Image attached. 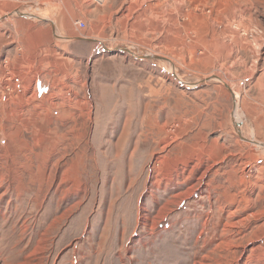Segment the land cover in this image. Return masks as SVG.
I'll return each mask as SVG.
<instances>
[{
  "label": "rangeland",
  "instance_id": "rangeland-1",
  "mask_svg": "<svg viewBox=\"0 0 264 264\" xmlns=\"http://www.w3.org/2000/svg\"><path fill=\"white\" fill-rule=\"evenodd\" d=\"M14 9L99 43L52 120L0 124V264H264V147L224 86L264 144V0H0L10 40Z\"/></svg>",
  "mask_w": 264,
  "mask_h": 264
},
{
  "label": "crops",
  "instance_id": "crops-1",
  "mask_svg": "<svg viewBox=\"0 0 264 264\" xmlns=\"http://www.w3.org/2000/svg\"><path fill=\"white\" fill-rule=\"evenodd\" d=\"M53 19L57 34L71 39L74 31L73 25H71L73 19L69 20L66 16ZM3 24L11 27L7 29L4 26L7 31H10L12 39H6L0 32V79H6L7 74L11 75L13 77L11 81L13 80L14 83L11 86L15 88V94L12 102L0 99L1 127L10 129L9 124H12L14 128L18 122L50 121L52 115L48 112L49 109L42 106L50 104V101L61 102V98L58 99V92L69 87L66 79L71 80L79 77L80 70L76 67L78 64L75 62L76 57H80L79 42L56 38L52 26L43 21L8 17ZM133 60L136 64L145 63L144 60ZM140 78L142 80L141 83L138 82V88L141 84V89H144L146 83L144 84L143 73ZM83 95L90 100L92 91L87 89ZM86 100L84 98L83 102L81 100L78 102L84 103ZM30 107L38 108L37 115L29 112ZM40 110L47 112L43 113ZM75 114L83 117L82 112ZM21 127L28 128V124ZM15 134L17 135V127L15 130L7 132L6 137L15 141L17 138ZM18 136L21 138L20 133Z\"/></svg>",
  "mask_w": 264,
  "mask_h": 264
},
{
  "label": "water",
  "instance_id": "water-1",
  "mask_svg": "<svg viewBox=\"0 0 264 264\" xmlns=\"http://www.w3.org/2000/svg\"><path fill=\"white\" fill-rule=\"evenodd\" d=\"M19 17V18H25V19H30V20H37V21H43V22H47L49 25L52 26L53 28V32H54V36L60 40H66V41H78V42H85V43H99L98 41H95V40H88V39H85V38H81V37H77V38H64V37H61L57 34V28H56V25L54 24V22H52L51 20L49 19H46V18H41V17H37V16H30L28 14H25L21 11H17L11 15H8V16H5L3 18H1V20H5L6 18L8 17ZM102 44V43H100ZM103 50L106 52V53H112V52H120L122 54H128L130 55L131 57L135 58V59H140V60H156V61H167L171 64L172 66V70L175 71V65L171 62V60L167 59V58H163V57H160V56H157V55H154V54H150V53H145L143 54L144 52L143 51H139V50H135V49H129L128 47L127 48H124V47H118L116 49H108L105 45H103ZM136 53V54H135ZM173 76L175 78L178 79V81L184 85L185 87H189V88H196V87H200L201 85L203 84H206L207 82H210L212 80H219L217 77H212V78H208V79H204V80H201V82L199 83H190V82H187V81H180L179 80V77L176 76V74L173 72ZM224 86L227 88L228 92L230 95H232V98H233V126H234V129L235 131L237 132L238 136L245 142H248V143H253L251 141H249L247 138H245L243 135H242V131L239 130V126L236 124V122L234 121V116H235V110H236V106H237V100H236V94H234L233 90L231 89V87L224 83ZM256 144V143H254ZM259 144V143H258ZM261 146H264V144L260 143Z\"/></svg>",
  "mask_w": 264,
  "mask_h": 264
},
{
  "label": "built area",
  "instance_id": "built-area-1",
  "mask_svg": "<svg viewBox=\"0 0 264 264\" xmlns=\"http://www.w3.org/2000/svg\"><path fill=\"white\" fill-rule=\"evenodd\" d=\"M14 2L20 3L21 0H13ZM105 0H97V3L102 5L104 3ZM77 25H79L82 29H85L86 25H84L83 22L81 21H77ZM8 83L2 84L0 83V87H3L1 91H4L3 94L7 93L8 95H12L13 93V86H11L12 82L11 79L7 80ZM0 91V94H2ZM5 100V99H4Z\"/></svg>",
  "mask_w": 264,
  "mask_h": 264
},
{
  "label": "bare ground",
  "instance_id": "bare-ground-1",
  "mask_svg": "<svg viewBox=\"0 0 264 264\" xmlns=\"http://www.w3.org/2000/svg\"><path fill=\"white\" fill-rule=\"evenodd\" d=\"M105 1H106V0H105ZM105 1H104V3H105ZM30 16H33V15H30ZM34 16H36V15H34ZM34 16H33V17H34ZM37 17H38V16H37ZM78 26H79V25H78ZM79 28H81V27L79 26ZM85 28H86V27H85ZM81 29H82V28H81ZM85 39H86V38H85ZM88 40H89V39H88ZM173 72L176 74L175 71H173ZM176 76H177V74H176ZM177 77H178V76H177ZM179 79H180V78H179ZM180 80H181V79H180ZM234 113H235V117H237V116L239 117L240 112L238 111V106H236V110H235ZM234 121H235V120H234ZM235 122H236V124H237L238 126H240L241 122H239V123H238L237 121H235ZM160 135H161V134H160ZM249 141H250V140H249ZM254 143H255V142H254ZM254 143H252V144H254ZM262 144H263V143H262ZM255 145H257V146L259 145L260 147H264V146H261L260 143H259V144L256 143ZM38 188H39V187H38ZM186 194H188V193H186ZM55 221H56V220H55ZM55 221H54V222H55Z\"/></svg>",
  "mask_w": 264,
  "mask_h": 264
}]
</instances>
